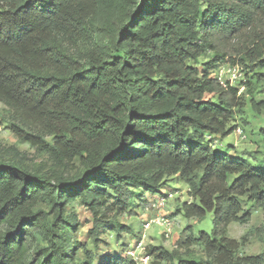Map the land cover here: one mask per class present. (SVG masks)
<instances>
[{
  "label": "trees",
  "instance_id": "obj_1",
  "mask_svg": "<svg viewBox=\"0 0 264 264\" xmlns=\"http://www.w3.org/2000/svg\"><path fill=\"white\" fill-rule=\"evenodd\" d=\"M62 35L92 45L68 54ZM205 50L211 65H187ZM263 56L264 0H0V102L53 139L21 127L16 134L83 165L65 175L0 160V264H85L74 260L68 201L92 213L94 233L105 222L101 208L122 211L132 189L155 194L175 175L197 199L182 204L183 215L213 213L212 237L200 235L216 264H255V256L226 258L238 247L226 233L249 219L243 197L264 206V167L212 143L232 131L224 121L245 80L223 87L209 68L219 60L261 66ZM251 106L259 112L264 101Z\"/></svg>",
  "mask_w": 264,
  "mask_h": 264
},
{
  "label": "rangeland",
  "instance_id": "obj_2",
  "mask_svg": "<svg viewBox=\"0 0 264 264\" xmlns=\"http://www.w3.org/2000/svg\"><path fill=\"white\" fill-rule=\"evenodd\" d=\"M62 48L72 55L85 53L92 45V38L80 36H59ZM214 54L205 50L196 60H187V65L203 70L210 64ZM264 61V56H263ZM224 60L216 61L209 71L226 66ZM245 75V82L237 87V105L232 109L230 116L224 121L226 128L232 131L225 137H213V149L241 157L250 163L264 167V108L256 112L251 102L264 101V64L255 66L253 62L246 61L240 64ZM239 81L233 83L237 86ZM204 98L217 101L216 94H205ZM21 127L27 132L37 133L47 141L52 142V136L44 131L24 123L20 117L8 106L0 102V160L4 162L15 161L33 171L52 172L54 170L65 175L79 173L83 169L82 161L78 158L72 160H58L50 149H41L30 142L20 138L14 128ZM240 129L238 135L236 130ZM237 175H228L231 183ZM188 186L177 175L167 177L158 194L167 197L164 213L174 222L172 234L168 239L162 236V228L151 224L144 231V251L140 256L149 255L144 260L135 263L129 256H125L126 249L133 248L134 242L139 239L142 232L143 221L152 216L146 210L153 195L143 193V190L132 189L128 204L122 211L109 206L99 211L105 221L94 233H88L93 225L92 213L83 206L79 199L68 201L64 208L66 215L76 218L74 228H68L70 237L77 243L74 260L85 264H126L123 259H131L134 264H178L179 260L194 264H216L213 253L206 251L201 241V231L212 237L213 213L207 212L202 220L186 218L182 212L184 202H192L193 197L188 195ZM243 209L248 212L249 219L245 221H232L227 226L226 237L237 241L238 247L227 254L226 258L234 256L245 258L257 257L255 264H264V206H259L243 197ZM41 207L49 209L47 204ZM153 247H161L174 253L173 260L161 259ZM232 255V257H231ZM223 258V256H220Z\"/></svg>",
  "mask_w": 264,
  "mask_h": 264
},
{
  "label": "built area",
  "instance_id": "obj_3",
  "mask_svg": "<svg viewBox=\"0 0 264 264\" xmlns=\"http://www.w3.org/2000/svg\"><path fill=\"white\" fill-rule=\"evenodd\" d=\"M223 87L226 86H234L233 83L236 81L244 80L245 75L243 73L242 67L240 64H230L227 63L226 66L213 71L211 74ZM238 82V83H239ZM236 133L239 135L241 133L240 129L236 130ZM159 193V192H158ZM150 194L153 195L152 198L149 200V205L146 207L148 212L152 213V216L149 218L144 219L143 221V229L139 239H137L134 244L133 248L126 249L124 254L125 256H129L135 263L137 260H144L146 263L149 259V255L146 254L145 256H140V253L144 251V231H146L151 224L159 225L162 228V236L168 239L172 234L174 222L167 217L164 213V209L166 207V199L167 197L161 196L160 194Z\"/></svg>",
  "mask_w": 264,
  "mask_h": 264
},
{
  "label": "crops",
  "instance_id": "obj_4",
  "mask_svg": "<svg viewBox=\"0 0 264 264\" xmlns=\"http://www.w3.org/2000/svg\"><path fill=\"white\" fill-rule=\"evenodd\" d=\"M138 190H141V189H138ZM143 193H146V192L143 191Z\"/></svg>",
  "mask_w": 264,
  "mask_h": 264
}]
</instances>
